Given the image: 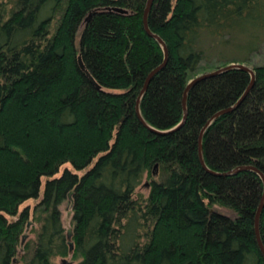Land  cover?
<instances>
[{
  "label": "trees",
  "instance_id": "obj_1",
  "mask_svg": "<svg viewBox=\"0 0 264 264\" xmlns=\"http://www.w3.org/2000/svg\"><path fill=\"white\" fill-rule=\"evenodd\" d=\"M146 5L0 0V264H264L263 181L225 174L264 175V59L242 99L243 69L194 83L179 125L190 80L264 48V0H152L155 131Z\"/></svg>",
  "mask_w": 264,
  "mask_h": 264
},
{
  "label": "water",
  "instance_id": "obj_2",
  "mask_svg": "<svg viewBox=\"0 0 264 264\" xmlns=\"http://www.w3.org/2000/svg\"><path fill=\"white\" fill-rule=\"evenodd\" d=\"M151 2L152 0H147V5L144 9V12H143V26H144V29L145 31L153 38H155L157 40V42L162 46L163 48V52H164V60L163 62L157 67L155 68L147 77L146 81H145V84L143 86V89L140 93V95L138 96L137 98V101H136V112L139 116V118L141 119V121L146 125L148 126L150 129L154 130L153 128H151L141 117L140 115V111H139V101H140V98L142 96V94L144 93L145 89H146V86H147V82L149 81V79L151 78V76L157 72L163 65L164 63L166 62V59H167V48L163 42V40L156 34L152 33L149 28H148V25H147V15L149 13V10H150V7H151ZM119 12H122L121 9H117ZM79 65L81 68H84L80 58H79ZM232 68H238V69H243L245 71H247L250 75H251V83L250 85L248 86L247 90L245 91V93L243 94V96L241 97V99L244 97V95L246 94V92L249 90V88L251 87V85L253 84L254 82V71L251 67L247 66L246 64L244 63H230V64H227L225 66H222L218 69H215L213 71H209V72H205V73H201L199 75H197L196 77H194L192 80H190L188 82V84L186 85L185 89H184V92H183V96H182V106H183V109H184V115H183V119L181 121V123L179 125H181L185 118H186V105H185V100H186V97H187V93L190 89V87L196 83L197 81L201 80V79H204V78H207V77H210V76H213V75H216L218 73H221L223 71H226V70H229V69H232ZM89 76V75H88ZM90 80L91 82H94V80L90 77ZM240 99V100H241ZM223 111L221 112H218L217 114H215V116L219 115L220 113H222ZM208 125V124H207ZM207 125H205V127L201 130L200 134H199V138H198V147H199V158H200V162H201V165L203 167L206 168L205 166V163L203 161V158H202V150H201V141H202V135H203V132L205 130V128L207 127ZM155 131V130H154ZM243 169H251L253 171H255L262 179L263 181V186H264V175L258 170L256 169L255 167L253 166H240L238 168H235L234 170H231L229 172H226L225 174H231V173H234L236 172L237 170H243ZM264 206V188H263V193H262V196L260 198V202L258 204V207H257V210L255 212V217H254V232H255V236H256V240H257V243H258V246L262 252V254L264 255V246L262 244V241H261V238H260V232H259V218H260V214H261V211H262V208ZM66 235H67V238L70 239L71 238V235H72V230L71 228H68L67 231H66ZM25 235H23V239H24ZM69 244L71 245V241H69ZM64 261V264H70L69 262L65 261L64 259H61Z\"/></svg>",
  "mask_w": 264,
  "mask_h": 264
},
{
  "label": "rangeland",
  "instance_id": "obj_3",
  "mask_svg": "<svg viewBox=\"0 0 264 264\" xmlns=\"http://www.w3.org/2000/svg\"><path fill=\"white\" fill-rule=\"evenodd\" d=\"M263 59H264V48H262L259 53L252 59V62L253 64H247V66L249 67H253V65H260V63L263 62ZM79 174L82 173V171H78ZM139 190L145 195L147 192H148V185L146 184V181L144 179V181L142 182V185L139 187ZM34 201L33 200H30V201H27L25 203H23V205L21 206L22 207H30L32 209V207L34 206ZM60 210H61V218H62V222L66 228V230L68 228H70V223H69V216H70V213L67 212L65 206H61L60 207ZM225 211V210H224ZM31 221V220H30ZM28 229V228H27ZM26 229V233L24 234L25 237H24V240L26 241V239L28 238H32L34 236V234L32 232H30L29 230ZM28 232V233H27ZM65 261L69 262L70 264H74V262H70L71 259L70 257H68L67 259H64ZM55 262L56 264H64V261L61 260L60 258H56L55 259Z\"/></svg>",
  "mask_w": 264,
  "mask_h": 264
}]
</instances>
